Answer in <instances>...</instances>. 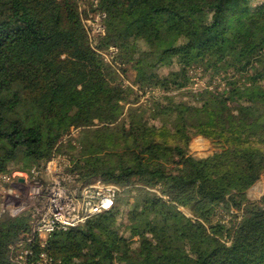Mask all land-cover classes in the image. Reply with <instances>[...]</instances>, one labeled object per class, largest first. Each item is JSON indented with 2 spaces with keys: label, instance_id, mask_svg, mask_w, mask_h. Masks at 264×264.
<instances>
[{
  "label": "trees",
  "instance_id": "1",
  "mask_svg": "<svg viewBox=\"0 0 264 264\" xmlns=\"http://www.w3.org/2000/svg\"><path fill=\"white\" fill-rule=\"evenodd\" d=\"M98 12L97 47H118L133 86L91 45ZM198 69L209 80L194 89ZM72 126L80 146L58 144ZM198 135L216 151L193 155ZM54 151L84 183L126 186L49 234L56 262L264 264V194L248 195L264 174V0H0V173ZM28 232L26 214L0 218V259Z\"/></svg>",
  "mask_w": 264,
  "mask_h": 264
},
{
  "label": "built area",
  "instance_id": "2",
  "mask_svg": "<svg viewBox=\"0 0 264 264\" xmlns=\"http://www.w3.org/2000/svg\"><path fill=\"white\" fill-rule=\"evenodd\" d=\"M84 24L92 47L112 62L118 47H97L98 36L106 33L103 14L98 12L84 18ZM81 130V127L72 128L58 144L71 140L80 146ZM70 167L68 155L54 151L41 166L0 173V218L26 214L29 229L27 236L8 243L6 260L0 259V264H60L44 249L49 234L84 224L110 210L126 187L115 182L84 183Z\"/></svg>",
  "mask_w": 264,
  "mask_h": 264
},
{
  "label": "rangeland",
  "instance_id": "3",
  "mask_svg": "<svg viewBox=\"0 0 264 264\" xmlns=\"http://www.w3.org/2000/svg\"><path fill=\"white\" fill-rule=\"evenodd\" d=\"M109 63L112 66V68L114 69V71L116 72V74H118V80L122 81L126 85H130V83L133 84V80L136 77V70H134L132 68V65L130 63L126 64V67L120 61H118V63H115L113 61L109 62ZM123 66L126 68L125 72L122 70ZM166 70H168V68H166ZM190 73L194 76L193 77L194 85L192 86L194 89H201L205 84H207L209 79L207 77L203 76L199 69L198 70H192ZM221 78L222 77H216L214 82L212 83V85H209V87L212 88L214 85L219 84L220 85L219 89L225 88L226 82H225V80H222ZM128 82H130V83H128ZM145 98L143 97L142 100H146ZM123 103L124 102H122V104ZM127 106L128 105L125 104L124 109H126ZM72 128H74V126L70 127V129L67 131V133L70 132L72 130ZM67 133H65V134H67ZM80 134H78V135L80 136ZM216 149H217V147L212 142V140L209 138H206L202 135L195 136L192 139L190 146H189V151L193 155L198 156V157H204V156H207L209 154H212L216 151ZM258 183L260 185L264 184V174L260 175L258 177L257 181L248 189V195H249L250 199H258L264 194V190L262 191V193H260V192L253 193L252 192L251 189ZM130 201H132V200L130 199ZM184 211L188 215H190V216L192 215L191 211L188 208L184 207ZM234 211L237 212V210H234ZM224 215H225L224 216L225 221L229 222L228 224L230 225L231 224V221H230L231 215L228 213H224Z\"/></svg>",
  "mask_w": 264,
  "mask_h": 264
},
{
  "label": "bare ground",
  "instance_id": "4",
  "mask_svg": "<svg viewBox=\"0 0 264 264\" xmlns=\"http://www.w3.org/2000/svg\"><path fill=\"white\" fill-rule=\"evenodd\" d=\"M251 190H252L253 193H258V192L262 193V191L264 190V184L263 185H260L258 183Z\"/></svg>",
  "mask_w": 264,
  "mask_h": 264
}]
</instances>
